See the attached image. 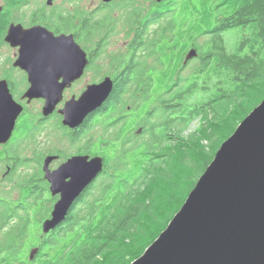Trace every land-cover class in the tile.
Wrapping results in <instances>:
<instances>
[{
    "label": "trees",
    "instance_id": "1",
    "mask_svg": "<svg viewBox=\"0 0 264 264\" xmlns=\"http://www.w3.org/2000/svg\"><path fill=\"white\" fill-rule=\"evenodd\" d=\"M153 6L145 21L144 34L149 25L155 26L148 32V43L130 53L132 63L143 64L145 50L159 62L158 72L148 77L145 99L157 104L149 109L150 115L176 121L179 134L196 119L200 128L179 146L174 135L159 130L149 134L141 148L121 151L122 156L111 158L119 165L107 161V170L81 195L80 209L65 216L48 233L51 236L38 240L44 237L42 227L21 224L20 260L0 264H130L166 228L221 143L264 99V0H163ZM80 21L83 30L94 32L92 13L80 14ZM229 31L239 33L231 52L224 40ZM203 36L208 39L199 44ZM189 48L197 49L200 61L191 76H182V59ZM197 95L205 98L190 103ZM157 142L164 148L152 149ZM140 156L152 163L144 174ZM116 170L123 174L118 182L110 174ZM133 179L130 189L126 185ZM110 188H117L115 197L102 198ZM98 189L100 196L95 197ZM160 194L175 202L165 216L157 209ZM32 247L38 249L34 258L23 257Z\"/></svg>",
    "mask_w": 264,
    "mask_h": 264
},
{
    "label": "flooded vegetation",
    "instance_id": "2",
    "mask_svg": "<svg viewBox=\"0 0 264 264\" xmlns=\"http://www.w3.org/2000/svg\"><path fill=\"white\" fill-rule=\"evenodd\" d=\"M116 1L99 4L92 13L95 30L88 33L80 9L73 8L75 0H2L0 44L11 55L0 62V261L20 260L21 224L27 221L26 227H32L37 222L36 228H41L51 217L60 196L52 194L45 178H80V157H101L99 178L109 167L108 160L122 156L121 151L141 148L149 134L163 129L158 127L163 120L150 115L155 103L145 99L149 83L145 66L130 61L131 51L122 62L103 63V46L114 34L107 10ZM145 21L136 24L134 37L128 40L135 44L133 49L146 43ZM35 27L45 29L47 36L33 48L22 47L27 42L20 38ZM90 35L94 46L85 49L82 41H91ZM69 37L87 54L89 62L81 76L80 62H65ZM21 49L28 55L23 62H19ZM69 67L78 70L72 73ZM105 79L113 84L107 100L81 125L65 124L66 103L77 101L88 85ZM47 102L51 108L45 112ZM16 178L28 179L20 184ZM79 209L80 195L67 215Z\"/></svg>",
    "mask_w": 264,
    "mask_h": 264
},
{
    "label": "water",
    "instance_id": "3",
    "mask_svg": "<svg viewBox=\"0 0 264 264\" xmlns=\"http://www.w3.org/2000/svg\"><path fill=\"white\" fill-rule=\"evenodd\" d=\"M47 34L45 29L35 27L20 38L27 42L21 46L33 48ZM67 46L65 62H80L81 76L89 62L87 54L70 37ZM26 53L21 49L19 62L28 57ZM197 56V49H189L183 65ZM76 70L77 67L68 68L72 73ZM76 77L77 74L69 80ZM112 87L110 79L88 85L77 101L66 103L65 124L80 121L81 125L107 100ZM50 103L44 107L45 112L51 108ZM102 170L101 157H80V178H45L51 184L52 194H59L60 198L51 217L42 224L43 235L63 221L76 198ZM37 251H31L30 260ZM130 264H264V99L221 143L166 228Z\"/></svg>",
    "mask_w": 264,
    "mask_h": 264
},
{
    "label": "rangeland",
    "instance_id": "4",
    "mask_svg": "<svg viewBox=\"0 0 264 264\" xmlns=\"http://www.w3.org/2000/svg\"><path fill=\"white\" fill-rule=\"evenodd\" d=\"M155 2H156L155 0H117L115 4H113V6L109 10H107L108 15L110 16L111 20L114 22V25L112 27L114 34L112 35V38L109 44H106L103 46V52H104L103 63L104 64H107L109 62H122V60L126 57L128 52L133 51V44L131 45L130 43L129 45L128 40L130 38L133 39L135 30L137 29L136 24L138 23V25H140V23L142 21H145L147 17L148 19L150 18L152 14V9L156 7V6H153V8H151V6ZM100 3H102V0H75V4L73 5V8L74 9L79 8L80 14L82 15H87V14L90 15V13H93L96 9L99 8L98 6ZM0 5H2V0H0ZM154 27H155L154 25L148 26L147 32L144 35L146 44L148 43V40H149L148 32L149 30H152ZM238 38H239V33H236L235 31H229L224 34L225 44H226L227 49L230 52L232 51V47L237 42ZM207 39H208V36H203L197 42L199 44H204L203 42ZM182 43L186 44V40H183ZM93 46H94L93 39H91V41H82V47H84L85 49H92ZM189 49L186 50V53L183 56L182 64L184 62V58ZM10 55L11 54H8V50L3 46V44H0V62L5 61V59L7 57H10ZM199 61H200L199 58L198 59L195 58L189 61L184 66V71L182 72V76L184 75L191 76V73L193 72V68L199 64ZM142 62L145 68L147 69L146 75L148 77L149 76L154 77V74H156L158 72L157 70L160 69V67L158 66L159 62L157 61L156 55L153 54L151 56H148V50L144 51ZM82 87H83V84H80V90L82 89ZM197 98L203 100L205 98V95H197L196 97H193L190 100V103L194 102ZM156 105L157 104H155V106ZM158 123H159L158 127L163 128L162 134L164 135L169 134V136L174 135L173 140L177 146L182 144V141L184 142V140H188L190 135L194 134L195 131L200 128L199 119L193 120V122L181 134H179L178 131H176L175 129L176 121L172 119L166 120L164 118L163 123L161 122H158ZM206 143L207 142L205 141V144ZM207 145L210 149L211 147L213 148L214 146V144L211 142H208ZM160 148H164V145L160 146V143L157 142L152 149H160ZM139 159L142 163H144V167L140 170V174L141 173L144 174L145 172H147L148 169H150L152 163H150L149 158H146L144 156H140ZM110 165L118 166L119 164H117V162H114L112 160L110 162ZM110 174L113 178L115 177L116 182H118L121 179V178H117L119 177L118 175H123L122 171L120 170H116L115 173H110ZM23 179H28V178H16V181L22 184ZM141 179L143 181L146 180V178H141ZM134 181L135 179L129 181L126 186L130 187L131 189ZM119 189L124 190L125 187L120 186ZM116 192H117V188L115 189L110 188L109 190H105V192H102L101 196L103 198V196L107 195L111 199H113L116 195ZM94 196L95 197L100 196L99 189L94 192ZM158 197L160 198V202L158 203L159 205L157 206L158 213L160 214V216H165L167 213L170 212V209H173L175 207V202L173 201V199H171V197H169L168 194H160ZM37 218H39V216H36V219ZM36 223L37 222H34V225H32L33 228H36V225H35Z\"/></svg>",
    "mask_w": 264,
    "mask_h": 264
},
{
    "label": "bare ground",
    "instance_id": "5",
    "mask_svg": "<svg viewBox=\"0 0 264 264\" xmlns=\"http://www.w3.org/2000/svg\"><path fill=\"white\" fill-rule=\"evenodd\" d=\"M32 250H33V249H32ZM32 250H31V251H32ZM30 253H31V252H30ZM29 256H30V254H29Z\"/></svg>",
    "mask_w": 264,
    "mask_h": 264
}]
</instances>
